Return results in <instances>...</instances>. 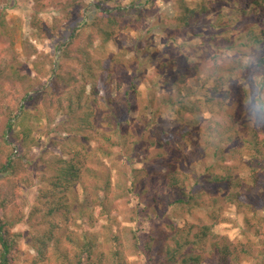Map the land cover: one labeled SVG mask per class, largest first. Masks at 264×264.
Returning a JSON list of instances; mask_svg holds the SVG:
<instances>
[{"label": "trees", "instance_id": "obj_1", "mask_svg": "<svg viewBox=\"0 0 264 264\" xmlns=\"http://www.w3.org/2000/svg\"><path fill=\"white\" fill-rule=\"evenodd\" d=\"M115 2L117 4L113 6ZM153 3L154 0H129L122 6L118 0H97L91 5L95 9L93 19L84 20L57 43L60 62L41 89L26 94L18 112L8 109L4 136L13 151H16V141L23 144L35 141L30 125L32 121L42 119L30 115L25 106L45 93L51 97V107L64 113L65 119L59 122V126L66 127L67 139L75 148L69 146L70 142L67 148L60 149L53 140L54 147L62 154L70 155V159L53 156L46 162L44 155L50 146L40 157L51 169L50 177L42 180L49 189L38 193L30 214L34 217L44 206L48 207L42 217L41 229L34 233L12 232V228L23 220L13 222L6 213L12 201L8 197L0 200V264H128L124 240L115 227L117 219L111 214V174L103 182L96 174L92 177L97 179L94 188L103 192L105 199L96 198L91 211L81 209L73 197L77 185L82 182L83 169L91 153L110 161L124 160L132 167L136 174L130 175L126 190L127 196L137 201L136 216L143 213L145 217L160 219L161 210H165L178 217L179 224H166L168 230L157 236L142 237L136 227L131 231L133 247L137 252L143 251L145 259L155 264H203L206 261L240 264L244 255L255 260V264H264V217L258 213L264 212V113L260 110L264 108V0H177L171 20L164 23L160 17L156 19L157 25L165 24L162 32L166 43L162 49L170 57L168 60L160 57L154 63L157 62V69L161 70L159 78L164 86H175L176 90L173 95L162 96L157 106L153 98L146 107L150 112L147 128L156 136L150 142L155 154L148 156V149L142 152L139 147V141H143L139 137L141 134L136 133L138 137L134 139L129 132L134 122L131 97L137 90L136 83L133 81L129 90L116 98L103 102L96 100L98 72L112 70L114 62L112 59L109 64L95 61L91 48L97 39L104 42L116 40L118 34L132 24L142 23ZM90 8L86 6L85 12ZM3 21L4 13H1L0 26H4ZM32 23L36 26L39 22L34 18ZM206 25L210 28L205 29ZM85 33H88L87 38L81 40ZM196 37L206 40L203 44L191 45L194 53L202 52L206 45L214 48L199 62L189 59L180 43L184 38L191 41ZM146 50L149 55V48ZM197 79L201 84L196 82ZM190 80L197 84L191 93L185 95L183 86ZM151 83L156 84L153 80ZM226 100L230 101L231 111L223 119L224 124H203L205 122L194 117L195 114L213 113ZM160 116H165V121L156 122ZM166 126L173 129L167 132ZM199 127L203 133L200 136ZM95 134L102 141L93 148L89 141ZM197 137L201 140V148L207 150L201 156L192 148L193 156L199 158L193 164H198L199 170L191 169L189 164L184 171L178 172L171 161L175 159L176 162L185 156V150L194 146ZM235 143L238 147L233 148L227 158L228 146ZM141 153L144 157L134 162ZM169 157L171 161H167ZM238 158L242 162L240 169L233 165ZM25 160L24 156L13 153L5 164L0 165V182L18 179ZM145 163L166 169L164 173L155 169L152 174L161 175L155 184L163 186L168 197L163 194V189L150 197L152 174L144 165L140 170L136 167ZM239 173L245 177H239ZM144 178H148L150 184L145 188L142 185L140 190ZM211 189L218 191V195H212ZM84 194L87 195V191ZM226 207L237 213L236 228L241 229L244 239L250 243L256 241L262 248L258 257L245 244L234 247L230 239L215 234L214 229L220 225L221 212ZM196 212L205 213V223L194 218ZM71 213L79 219L78 226L82 229L79 236L66 242L73 250L66 248L53 231L54 228L59 231V223L67 222V215ZM50 218L59 223L51 226L48 223ZM100 219L108 224L110 232L107 235L97 230ZM133 221L136 223L137 217ZM22 238L34 252V257L29 260H24L20 251ZM152 252L156 254L153 256Z\"/></svg>", "mask_w": 264, "mask_h": 264}, {"label": "rangeland", "instance_id": "obj_2", "mask_svg": "<svg viewBox=\"0 0 264 264\" xmlns=\"http://www.w3.org/2000/svg\"><path fill=\"white\" fill-rule=\"evenodd\" d=\"M175 1L177 0H154L153 5L148 8L149 13L144 15L142 23L132 24L126 30L120 32L116 40L104 42L102 39H97L91 48V54L95 61L102 60L109 64L112 59L114 62L111 66L112 70L98 72L99 78L96 82L98 95L96 96V100L103 102L107 99L116 98L125 94L133 81L136 83L137 90L131 97L134 122H132L129 132L134 136V139L138 137L136 133L141 134L139 137H142L143 141H139V147L142 152L148 149V156H154L155 154L153 148H150V142L156 136L155 132L149 131L147 128L150 112H147L146 107L153 98H155V105L157 106L162 96L173 95L176 90L175 86H164L162 79L159 78L161 70L157 69V62L154 63V60L160 57L167 60L170 57V54L167 52V54H164L162 49L166 43V36L162 32L165 24L157 25L156 19L160 17L164 23H166L165 20H171L174 16L173 8ZM95 2L97 0H0V14L4 13V26H0V165L5 164L13 153L18 157L24 156L26 158L22 163L23 170L18 179H14L15 181L11 182L6 180L0 182V200L8 197L12 201L6 210L8 217L13 222L19 219L23 220V222L16 224L12 228V232L14 233H34L35 230L41 229L42 217L47 213L46 209L48 207L44 206L40 211L41 213H35L34 217H31L30 214L38 193L42 192V190L48 191L49 189L43 185L42 180L46 181L45 178L50 177L51 169L49 170L46 167L40 157L45 152L47 146H50V149L44 155L46 162L51 161L53 156L70 159V155L62 154L54 147L52 141H57L60 149L67 148L71 141L67 139L66 127L59 126V122L65 119L64 113L57 108L53 109L51 107L50 102L52 103V101L49 100L51 97H48L47 93H45L40 95L36 101L25 106L30 115H37L42 119L40 122L33 123L32 121L30 125L33 128L32 137L35 141L27 144L16 141L14 143L16 151H13L14 148L6 142L4 136L8 123V109L18 112V109L22 105L23 97L28 93H35L41 89V86L51 76L52 69L57 68L60 62L59 57L61 55L57 51V43L64 35H70L71 30L84 20L93 19L95 9L91 5ZM118 3L125 6L129 3V0H118ZM115 4L117 2L113 3V6ZM86 6L92 8L85 12ZM34 18L39 22L36 26L32 23V19ZM209 28V25L205 26V29ZM87 36L88 33L83 34L81 40H85ZM205 40L196 37L189 41L184 38L180 43L189 59H195L196 62H199V59L206 54H211L214 48L206 45L202 52L194 53L191 45L197 46L201 43L203 44ZM147 48H149V55L146 54ZM74 56L78 57L79 55L75 54ZM68 65L72 66L73 64ZM108 74H112V76L108 77ZM152 80L156 84L152 85ZM196 82L201 84L200 79L199 81L197 79ZM197 83H194L193 80L188 81L183 86L184 94L191 93L194 89L193 86ZM120 85L122 86L121 90H119ZM87 87L89 92L90 85ZM222 106L223 108L221 109ZM222 106L216 108L211 114L205 116L195 114L194 117L201 120V122H205L203 124L214 123L213 126H216L218 122L224 124L223 119L231 111L230 101L226 100ZM163 121H165V116H160L156 119V122ZM165 129L169 132L173 127L166 126ZM200 131L201 127H199V136L203 134ZM98 134L92 136L89 141V145H92L93 148H96L102 141ZM196 141L194 146L191 145L185 150L187 151L185 156H182L176 162L171 157L167 158V161L172 160L171 162L175 163L178 172L184 171L189 164H191V169L199 170V165L193 164L199 158L198 156H193L191 152L192 148L195 149L196 155L199 154L201 156H204L207 150L201 148V140L198 137ZM69 146L75 148L72 142ZM236 147H238L237 143L228 146L226 151L228 152L227 158L231 155L230 151ZM143 157L144 154L141 153L140 157H135L134 162L139 161ZM207 161L210 162V159H207ZM29 162L31 163L29 164ZM143 165L148 169V173L150 172L151 174L155 169L157 171L160 169L162 173L166 171L165 168L150 166L147 163L139 164L136 167L140 170L143 169ZM233 165L240 169L242 167L241 159L238 158L237 161L233 162ZM83 172L82 182L77 185V193L73 194L79 207L91 211L96 198L105 199V194L97 192V189L94 188L97 179L92 177L96 174L101 182H103L107 181L106 179L110 173L113 183L111 193L109 194V201L113 207L111 214L117 219V226L115 227H117L119 235L124 240L128 264H155L150 259H145L143 251L137 252L135 250L131 231L136 227L138 235L142 237L151 234L157 236L168 230L166 224H179L178 217L174 216L173 212L165 210H161L162 217L160 219H153L147 215L145 217L143 213L136 216L135 207L137 201L133 197L127 196L128 192L126 190V183L129 182L130 175L136 173L124 160L110 161L100 154L93 155L91 153L87 157V165L83 169ZM216 172L219 173V171ZM238 175L242 178L245 177L241 173ZM158 177L161 178V175L157 174L154 176L152 174L153 182L151 185L152 191L149 194L150 197L164 188L155 184V180ZM142 181L140 190L150 184L148 178H144ZM84 191H87V195L84 194ZM217 192L214 189L210 190V193L214 196L218 195L216 194ZM163 194L168 197L167 190L163 189ZM70 205L72 204L70 203ZM147 213H150V210ZM258 213L259 216L264 217L263 211H259ZM67 217V222L60 223L58 220L48 219V223L51 226L56 223L60 224V232L55 228L53 231L65 244L71 239L74 240L82 231L78 226L81 222L75 217L74 213L68 214ZM136 217L137 221L134 223L133 218ZM194 218L197 221L200 220L205 223L204 212H196ZM189 219L193 221V219ZM220 219V225L214 229L217 237H227L234 247L245 244L247 248H251L254 256H259L260 251H263L262 248L256 241L250 243L249 240L246 241L244 239L241 229L236 228L237 213L231 207H226L221 212ZM46 229L48 230V227ZM46 229L43 230L47 231ZM97 230H100L102 235H107L110 232L108 224L101 219L97 222ZM100 241H102V237ZM19 247L24 260L34 257V252L29 249L23 238L19 242ZM66 248L71 249L67 244ZM193 253H197V251ZM155 254L156 252H152L153 256ZM255 263V260L244 255L240 262V264ZM203 264L211 263L206 261Z\"/></svg>", "mask_w": 264, "mask_h": 264}, {"label": "clouds", "instance_id": "obj_3", "mask_svg": "<svg viewBox=\"0 0 264 264\" xmlns=\"http://www.w3.org/2000/svg\"><path fill=\"white\" fill-rule=\"evenodd\" d=\"M260 110H261L262 113H264V108H261Z\"/></svg>", "mask_w": 264, "mask_h": 264}]
</instances>
